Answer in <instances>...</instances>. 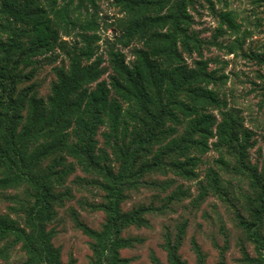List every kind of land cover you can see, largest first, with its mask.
Returning a JSON list of instances; mask_svg holds the SVG:
<instances>
[{"label": "trees", "instance_id": "obj_1", "mask_svg": "<svg viewBox=\"0 0 264 264\" xmlns=\"http://www.w3.org/2000/svg\"><path fill=\"white\" fill-rule=\"evenodd\" d=\"M102 1L114 18H102ZM198 1L219 20L212 41L194 29ZM236 18L217 12L211 0H0V202L8 203L0 212V264L16 249L22 264H76L61 261L48 226L56 208L73 199L65 184L77 170L86 178L73 183L99 194L91 208L104 216L99 230L75 220L90 240L89 264H129L121 251L143 240L126 232L150 228L149 215L161 216L184 199L197 211L210 197L226 205L253 248L250 256L241 247L240 262L264 264V171L250 159L252 132L219 90L227 77L204 57L210 46L243 51L247 33L238 35ZM224 27L237 35L227 46L217 42ZM108 29L114 36L103 40ZM100 42L108 67L98 55ZM61 56L65 62L53 69L55 79L41 97L31 84L38 58L53 63ZM246 57L264 67V53ZM256 77L264 97V72ZM211 151L217 158L197 180ZM175 179L197 180V196ZM141 188L164 194L156 196L160 206L123 211ZM187 227L184 219L165 231L160 248L167 264H187L179 255ZM191 249L195 264H205L193 238ZM150 261L162 264L154 253ZM219 264H226L222 255Z\"/></svg>", "mask_w": 264, "mask_h": 264}, {"label": "rangeland", "instance_id": "obj_2", "mask_svg": "<svg viewBox=\"0 0 264 264\" xmlns=\"http://www.w3.org/2000/svg\"><path fill=\"white\" fill-rule=\"evenodd\" d=\"M211 1L217 12L232 11L236 14V22L240 25L238 34L240 37L244 35V32L247 33L245 34L243 51L226 54V50L210 46L204 53V57L211 60L209 67L211 70L215 69L227 77L226 83L219 90L229 106L240 112L245 127L252 132L254 146L250 150V159L252 163L258 166L259 170L264 171V97H262L259 88L260 80L256 77L258 72H264V67L260 66L257 61L246 57V55L253 53H264V5L257 6L253 4L252 0ZM198 2L199 4L195 6L196 11L192 12L195 23L194 29L200 31L205 40L212 41L213 31L218 27L219 20L212 14L206 3ZM100 7L102 18H114L115 11L107 2L102 1ZM108 22L110 23L112 20L108 19ZM223 29L226 30V34L218 38L217 42L227 46L237 35L225 27ZM101 36L103 40L106 38L111 40L114 36V30L108 29ZM106 50V46L100 42L98 55L103 57V65L108 67ZM124 53L128 54V50H125ZM38 60L41 62V67L31 84L33 83L37 87L41 97H45L55 79L53 69L59 66L62 61L65 62V59L61 56L53 63L45 60V57L38 58ZM107 72L103 76V80H107L111 71ZM215 158L217 155L212 151L203 157L205 164L196 170L199 175L197 180L204 179L205 169L213 165ZM76 178L84 179L86 177L77 170L67 178L65 186L71 191L73 199L65 202L60 208H56V217L48 229L55 230L52 244L60 250L63 263L73 258L76 264H89L91 258L90 240L75 226V220L91 229L99 230L104 216L102 212L91 208L92 205L101 201L99 194L94 190L92 191L87 185L81 187L74 184L73 180ZM156 179L164 181L166 178L157 176ZM224 179L229 180V177L224 175ZM175 180L174 185H181L183 189L189 190L192 198L197 196V180ZM156 196L162 198L165 195L147 188H141L140 191L130 194L122 204V209L128 211L140 204L160 206ZM6 206L8 203L0 202V212L6 213ZM192 206L190 199H184L180 204L171 205V209L161 216L149 215L150 228L130 229L124 234L125 236L138 237L143 242L136 244L132 249L121 251V257L130 259L129 264H152L150 256L151 253H154L162 264H167L165 253L160 248L162 238L165 231H172L174 226L184 219L188 220V227L179 255L187 264H195L196 262L195 254L191 249L192 238L205 255V264H219L221 255L226 264H243L240 262L242 258L241 247H244L245 251L253 256L252 246L244 242L241 232L234 227L231 221V211L223 202L210 197L197 211L193 210ZM222 224L224 228L220 232V225ZM22 263V253L18 249L14 250L7 264Z\"/></svg>", "mask_w": 264, "mask_h": 264}]
</instances>
